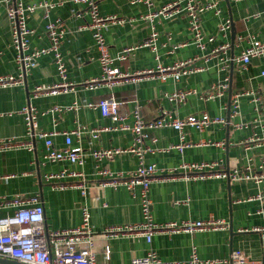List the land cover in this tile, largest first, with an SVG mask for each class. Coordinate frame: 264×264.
Instances as JSON below:
<instances>
[{"label":"crops","instance_id":"obj_1","mask_svg":"<svg viewBox=\"0 0 264 264\" xmlns=\"http://www.w3.org/2000/svg\"><path fill=\"white\" fill-rule=\"evenodd\" d=\"M13 1L55 6L50 11L39 8L28 20V27L32 31L29 46L31 50L49 48L48 23L56 20L64 22L66 37L61 45V53L67 69V82L73 87L57 95L35 96L38 87L54 86L62 82L52 55L39 58L32 69L27 67L22 84L0 87V141L14 139L33 146L32 151L25 147L0 151V217L13 213L6 208V203L14 198L38 197L45 209V224L49 231L73 229L80 226L82 206L86 203L91 212V226L97 234V264H131L134 258L145 257L150 250L166 264H189L194 248L201 262L222 261L230 264L233 253L241 251L252 262L264 264V184L258 186L253 181L229 182L224 179L155 182L151 185L150 199L152 215L157 224L216 220L222 222L223 229L179 234L157 232L151 244L144 238L106 237L104 232L110 227L134 225L142 221L139 196L133 197L123 187H99L96 176L98 166L91 156L87 157L83 167L68 162H48L45 160V141L38 136L41 131H57L59 135L53 138L54 147L63 149L66 142L62 134L80 127L86 131L79 140L74 139V145L82 147L86 152L97 148H131L134 136L130 132H103L94 139L89 131L111 127L113 123L111 119L103 117L100 110L84 105L114 97L121 103L119 113L128 124L134 122L133 111L137 104L147 122L159 118L164 110L179 118L207 112L211 116L225 117L227 122H231L205 132L187 129V142L197 146L183 152L171 149L180 142V134L175 130L165 128L152 132L151 136L158 139V151L146 156L148 164L170 169L183 162H218L222 171H231L234 167L245 169L254 164V170L258 171L264 158V143L257 145L252 139L264 138V110L261 114L255 113L254 105L244 99L241 115L229 120L230 88L232 84V94L244 90L264 94V55L254 58L245 72H239L236 66L223 72L217 59L207 64L204 58L212 49L224 44H229L228 54L234 57L242 52L252 37L264 42V0H225L220 15L212 11L203 14V32L215 40L207 47V51L192 45L193 34L185 14L172 19L159 18L154 28L142 19L150 12L163 8L171 0H152L151 5L142 0H99V13L102 17L125 20L122 24L112 23L105 30L112 56L117 57L128 48L141 47L150 39L153 29L158 34L156 54L149 48H138L126 61L116 63L121 70L135 72L156 69L158 65L171 67L178 62L199 57L197 64L204 66L205 71L179 80L147 81L139 85L126 84L95 90L85 85L102 75L93 33L81 30L90 21L85 6L71 0ZM225 21L231 23L226 36L220 33V27ZM233 27L236 30L235 42L232 41ZM179 43L189 45L173 50V46ZM18 55L19 50L12 42L8 4L0 0V77H18L23 72L16 63ZM227 77L230 88L222 98L206 101L192 96L179 107H174L165 98V94L183 89L205 92ZM74 103L81 105L76 111H67L59 114V117L49 113L56 106ZM29 104L39 112L35 136L27 135L25 118L20 113ZM239 123L245 124L247 128L236 129L235 124ZM207 141L223 142L224 146H207L202 143ZM137 165L136 156L124 154L112 161L102 162L100 167L132 172ZM63 170L84 173L90 188L87 198H83L78 189L55 190L54 185L46 181L47 174ZM259 196L262 199H258ZM106 250L110 251L109 259L105 258Z\"/></svg>","mask_w":264,"mask_h":264},{"label":"built area","instance_id":"obj_2","mask_svg":"<svg viewBox=\"0 0 264 264\" xmlns=\"http://www.w3.org/2000/svg\"><path fill=\"white\" fill-rule=\"evenodd\" d=\"M67 1V0H65ZM64 1V2H65ZM75 4L85 6L86 13L90 16V21L81 27V30H89L93 33L95 44L99 52L98 61L101 66L102 75L85 83L90 90L100 87H120L126 84L139 85L147 81L166 82L169 79L179 80L182 77L194 75L205 71V67L197 64L199 57L188 61L178 62L171 67L158 65L156 69H146L135 72H127L116 66V63L126 61L130 54L138 48H149L153 53L158 52L157 33H151L150 39L141 47L128 48L112 56L110 47L105 38V30L112 23H125V20H117L115 17L104 18L99 13V0H71ZM151 5L152 0H142ZM225 0H171L163 8L154 10L142 19L148 21L152 28L159 18L172 19L178 15L185 14L189 18L190 30L193 34L192 45L201 51H207V47L214 43V38L207 36L203 32L201 17L206 12H214L216 15L222 13V3ZM8 4V17L12 25V42L19 50L16 59L19 69L23 72L18 76L0 77V87L7 88L23 83V75L28 68H34L36 61L46 55H52L57 65V70L62 82L54 86H42L37 88L35 96L57 95L67 92L73 85L67 82V69L61 53V45L66 37L64 22L56 20L47 25V34L50 40V47L45 49L31 50L29 37L32 31L28 27V20L39 9L46 8L48 11L55 6L47 3L24 4L20 1L5 0ZM62 2V3H64ZM231 23L225 21L220 27V33L224 36L230 29ZM187 43H179L173 46V50L187 47ZM230 46L224 44L212 49L204 58L208 64L217 59L219 67L223 72H227L231 66L237 67L239 72H245L250 67L254 58L264 55V42L252 37L246 47L237 56H229ZM20 70V71H21ZM264 76V70L262 71ZM229 78L212 86L205 92L199 93L195 89H183L165 94L166 100L174 107H179L188 102L192 96L204 98L206 101H213L225 96L229 90ZM264 91V89H263ZM250 100L254 105V111L261 114L264 110V94L244 90L235 92L231 96L229 120L236 119L242 112V101ZM84 106L100 110L105 118L111 119L113 126L99 127L89 130L94 139H97L103 132L124 131L130 132L134 136V144L131 148H97L86 152L82 147L74 145V139L79 140L84 131L77 127L71 132H64L65 147L56 149L53 138L58 136L57 131L51 133L39 132L38 136L45 141V160L48 162H68L73 165L83 167L86 159L91 156L97 163L98 170L96 176L98 185L102 188H125L133 197L139 196L142 221L134 225L110 227L105 230L106 237L117 238L120 236H131L133 238H144L149 244L152 243L153 236L157 232L170 234L205 232L208 230L223 229L220 221L208 220L199 222L166 223L157 224L154 221L151 211L150 189L155 182L169 180H208L224 179L229 182L253 181L258 186L264 184V158L258 171L254 170V164H250L245 169L234 167L231 171H222L218 162L189 163L183 162L176 168L161 169L155 164H148L146 156L158 151V139L152 137L151 133L165 128L175 130L180 134V142L171 147L183 152L185 149L197 146L186 140V130L193 129L198 132H205L215 126H225V117L211 116L207 112L193 114L185 118L176 117L170 111L164 110L159 118L154 121H145L141 115V107L137 104L134 107L133 124H128L119 110L121 103L114 97H108L95 103H88ZM81 107L78 103L69 106H56L49 113L63 114L67 111H76ZM20 113L25 118L28 136H35L37 128L36 117L38 111L30 104L25 105ZM235 128L240 130L247 128L243 123L235 124ZM88 131V130H87ZM252 142L264 143V138H253ZM207 146H224L223 142L207 141L202 142ZM27 148L33 150L32 144L18 142L14 139L0 141V151ZM250 149V147H247ZM133 154L138 158V165L132 172L113 171L107 166L100 167L102 162L112 161L118 156ZM9 178V177H7ZM47 182L52 183L55 190L67 188L78 189L83 198L89 195V182L84 173L74 170H63L60 173H49L45 176ZM69 180H72L69 182ZM137 190L139 193L137 194ZM258 199H262L259 196ZM106 207L107 204L105 203ZM6 208L13 211L11 215L0 217V258L18 261L23 264H97V243L96 232L91 226V212L86 205L82 206V222L80 226L73 229L49 231L45 224V209L38 197L22 198L16 197L6 203ZM105 258H110V251L106 250ZM131 264H166L157 254L150 250L145 257L134 258ZM180 264V263H176ZM189 264H229L222 261L201 262L196 248L193 249L192 260ZM230 264H258L254 263L241 251H235Z\"/></svg>","mask_w":264,"mask_h":264},{"label":"water","instance_id":"obj_3","mask_svg":"<svg viewBox=\"0 0 264 264\" xmlns=\"http://www.w3.org/2000/svg\"><path fill=\"white\" fill-rule=\"evenodd\" d=\"M228 2L230 0H227ZM233 25V24H232ZM233 33H232V41L235 42V37H236V30H235V27H233ZM232 96V84H231V88H230V97ZM230 112V110H229ZM0 264H23V263H20L18 261H14V260H8V259H2L0 258Z\"/></svg>","mask_w":264,"mask_h":264}]
</instances>
